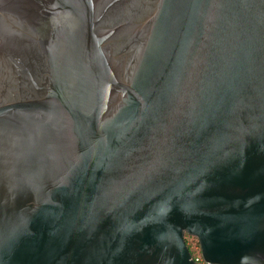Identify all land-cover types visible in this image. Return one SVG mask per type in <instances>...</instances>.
<instances>
[{
    "label": "water",
    "instance_id": "water-1",
    "mask_svg": "<svg viewBox=\"0 0 264 264\" xmlns=\"http://www.w3.org/2000/svg\"><path fill=\"white\" fill-rule=\"evenodd\" d=\"M264 264V0H0V264Z\"/></svg>",
    "mask_w": 264,
    "mask_h": 264
},
{
    "label": "trees",
    "instance_id": "trees-1",
    "mask_svg": "<svg viewBox=\"0 0 264 264\" xmlns=\"http://www.w3.org/2000/svg\"><path fill=\"white\" fill-rule=\"evenodd\" d=\"M185 240H186L187 246H188L189 251L191 252L193 258L194 259L200 258L203 260L199 240L196 237L188 235V234H186ZM199 264H206V263L203 260Z\"/></svg>",
    "mask_w": 264,
    "mask_h": 264
},
{
    "label": "built area",
    "instance_id": "built-area-1",
    "mask_svg": "<svg viewBox=\"0 0 264 264\" xmlns=\"http://www.w3.org/2000/svg\"><path fill=\"white\" fill-rule=\"evenodd\" d=\"M196 260V262L199 264L200 262H202L203 260L202 259H200V258H197V259H195Z\"/></svg>",
    "mask_w": 264,
    "mask_h": 264
}]
</instances>
